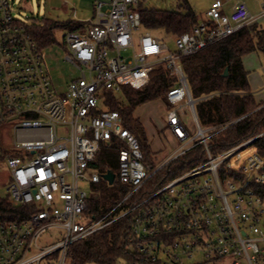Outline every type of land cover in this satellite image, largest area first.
Returning <instances> with one entry per match:
<instances>
[{"label":"built area","instance_id":"built-area-1","mask_svg":"<svg viewBox=\"0 0 264 264\" xmlns=\"http://www.w3.org/2000/svg\"><path fill=\"white\" fill-rule=\"evenodd\" d=\"M226 1L213 0L204 18L171 36V49L142 28V0H94L93 16L63 35L64 59L78 75L59 93L28 23L13 15V0H0V129L6 126L12 152L4 157L7 203L34 207L16 220L0 215V264H65L74 242L127 215L132 264H187L193 253L203 255L197 264H264L261 134L213 154L210 138L233 121L200 125L194 103L211 94L194 99L180 63L264 18V0L257 12L244 0L226 9ZM158 66L176 77L166 93L165 127L177 145L152 166L120 113L103 102L106 91L142 88ZM111 142L119 146L115 177L128 190L95 219L86 214L84 186L102 178L91 163ZM198 146L203 160L146 189L161 168Z\"/></svg>","mask_w":264,"mask_h":264},{"label":"trees","instance_id":"trees-1","mask_svg":"<svg viewBox=\"0 0 264 264\" xmlns=\"http://www.w3.org/2000/svg\"><path fill=\"white\" fill-rule=\"evenodd\" d=\"M183 6L184 11L160 10L143 8L140 2L142 28L159 34L162 38L188 31L198 21V15L186 0L183 1ZM259 24V21L247 24L204 49L180 58L191 96L197 99L211 94L209 98L194 103L200 125L206 127L233 121L210 138L209 148L213 154L259 134L261 135L255 141L264 146V99L259 101L255 99L249 87L248 71L244 68L242 60L246 54L254 51L259 50L264 53V28ZM53 25L47 21L27 24V30L41 50L54 41ZM82 25L81 22L68 24L70 29H77ZM225 68L227 74L224 76ZM175 83V75L164 66H158L150 72V79L142 88L123 85L117 93L106 91L104 94V105L120 113L124 126L139 141L144 162L152 166L156 163L152 158L146 128L133 116V111L139 105L152 100L160 101L167 109L169 103L166 100V93ZM118 93L123 96L124 101L119 100ZM239 117L241 118L234 121ZM164 130H167L165 125ZM118 148L119 146L112 142L101 145L100 151L91 163L100 174L107 170L117 173ZM11 153L7 148H1L0 160ZM203 158L202 146L189 150L161 168L150 179L146 189L153 190L161 182L185 171ZM224 177L221 172V178ZM90 189L85 211L88 216L95 219L110 210L128 190L118 181L117 176L112 184L100 178L98 182L90 184ZM33 208L32 205L12 207L7 203V196H0V215L7 220L24 217ZM131 222V215L118 218L74 242L68 257L70 264H118L119 261L123 264H132L137 259V254L130 249Z\"/></svg>","mask_w":264,"mask_h":264},{"label":"rangeland","instance_id":"rangeland-1","mask_svg":"<svg viewBox=\"0 0 264 264\" xmlns=\"http://www.w3.org/2000/svg\"><path fill=\"white\" fill-rule=\"evenodd\" d=\"M13 15L26 23L49 22L53 25L52 32L54 41L42 47L41 55L43 63L48 70L54 89L62 93L66 90L68 83L78 75L77 70L64 59L67 54L63 43V35L70 30L69 23L84 21L93 16L94 0H13ZM184 0H142L143 8H155L160 10L184 11ZM190 8L199 15L205 17V12L213 0H186ZM252 10L256 9L257 2L254 0H244ZM260 8V7H259ZM264 18L261 19L263 21ZM169 47L174 49L173 41L170 37L164 38ZM244 68L248 71L250 90L256 100L264 99V53L254 51L243 57ZM120 101L124 98L118 93ZM166 109L158 100L145 102L133 111V116L138 118L146 128V134L152 152L153 161L161 162L177 145L168 130H164ZM184 122L191 126V117L186 111ZM6 126L0 129V149L6 148L9 143ZM8 150V149H7ZM9 151V150H8ZM107 182V181H106ZM8 171L3 160H0V196L7 195ZM90 192V184L84 186ZM53 232L48 235H53ZM203 260L201 253H193L187 264H197ZM65 264H70L69 259ZM95 264V263H85ZM118 264H123L119 261Z\"/></svg>","mask_w":264,"mask_h":264},{"label":"water","instance_id":"water-1","mask_svg":"<svg viewBox=\"0 0 264 264\" xmlns=\"http://www.w3.org/2000/svg\"><path fill=\"white\" fill-rule=\"evenodd\" d=\"M227 74V68L224 69L223 75L225 76ZM101 177L107 181L108 184H112L115 179V173L111 170H107L106 172L101 174Z\"/></svg>","mask_w":264,"mask_h":264},{"label":"crops","instance_id":"crops-1","mask_svg":"<svg viewBox=\"0 0 264 264\" xmlns=\"http://www.w3.org/2000/svg\"><path fill=\"white\" fill-rule=\"evenodd\" d=\"M236 0H227L226 1V4H225V8L226 9H230V7H231V5L235 2ZM254 1H256L257 2V5H256V9L255 10H252L251 8H250V6H249V4H248V6H249V8L251 9V11H253V12H257L258 10H259V7H260V3H261V1H263V0H254ZM198 18H199V15H198ZM259 22H260V26L262 27V28H264V20L263 21H261V20H259ZM249 81V80H248Z\"/></svg>","mask_w":264,"mask_h":264},{"label":"bare ground","instance_id":"bare-ground-1","mask_svg":"<svg viewBox=\"0 0 264 264\" xmlns=\"http://www.w3.org/2000/svg\"><path fill=\"white\" fill-rule=\"evenodd\" d=\"M257 148V147H256Z\"/></svg>","mask_w":264,"mask_h":264}]
</instances>
